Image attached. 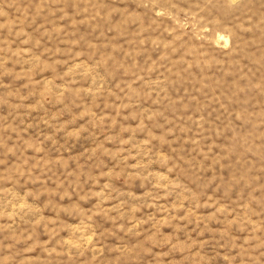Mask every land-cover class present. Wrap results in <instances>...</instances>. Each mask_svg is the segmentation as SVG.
Masks as SVG:
<instances>
[{
  "label": "rangeland",
  "instance_id": "1",
  "mask_svg": "<svg viewBox=\"0 0 264 264\" xmlns=\"http://www.w3.org/2000/svg\"><path fill=\"white\" fill-rule=\"evenodd\" d=\"M0 264H264V0H0Z\"/></svg>",
  "mask_w": 264,
  "mask_h": 264
}]
</instances>
